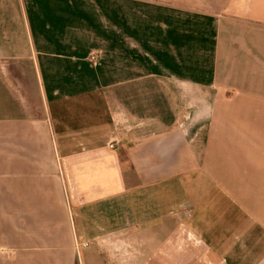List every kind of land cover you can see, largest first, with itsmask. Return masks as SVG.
I'll return each instance as SVG.
<instances>
[{"label": "crops", "instance_id": "crops-1", "mask_svg": "<svg viewBox=\"0 0 264 264\" xmlns=\"http://www.w3.org/2000/svg\"><path fill=\"white\" fill-rule=\"evenodd\" d=\"M0 185L28 264H264V0H0Z\"/></svg>", "mask_w": 264, "mask_h": 264}, {"label": "rangeland", "instance_id": "rangeland-1", "mask_svg": "<svg viewBox=\"0 0 264 264\" xmlns=\"http://www.w3.org/2000/svg\"><path fill=\"white\" fill-rule=\"evenodd\" d=\"M0 189L6 191L7 187L3 188L2 185H0ZM58 194H60V191H58ZM3 196L5 198L7 193H4ZM20 205L21 207H18L17 203L14 205L11 202H0V264H13V261L19 257V254H21V259L26 260V264H28V248L21 247L19 252V248H17V246L14 247L13 244L14 238H21L22 246H24V240L28 238V211L25 210L24 207L28 204ZM55 206L57 209L63 210L62 203H56ZM181 241L185 243L196 242L194 238L183 230L181 233ZM37 253L43 254L39 249Z\"/></svg>", "mask_w": 264, "mask_h": 264}, {"label": "built area", "instance_id": "built-area-1", "mask_svg": "<svg viewBox=\"0 0 264 264\" xmlns=\"http://www.w3.org/2000/svg\"><path fill=\"white\" fill-rule=\"evenodd\" d=\"M92 61H93V63H94L95 65H97V63H98V57H97V55H94V56L92 57ZM116 145H118V143L112 144V145H111V148H115ZM89 246H90V244H88V243H83L82 245H78V246H77V250L79 251L80 248H88Z\"/></svg>", "mask_w": 264, "mask_h": 264}]
</instances>
